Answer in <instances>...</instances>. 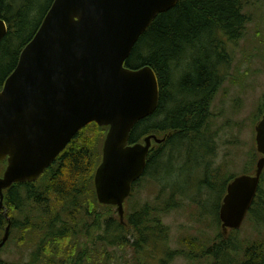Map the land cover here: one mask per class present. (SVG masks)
I'll return each mask as SVG.
<instances>
[{
	"label": "trees",
	"instance_id": "1",
	"mask_svg": "<svg viewBox=\"0 0 264 264\" xmlns=\"http://www.w3.org/2000/svg\"><path fill=\"white\" fill-rule=\"evenodd\" d=\"M53 2L0 1V18L8 26L0 41L1 88L16 69L23 49L34 38ZM255 2L180 0L154 18L133 47L125 66L154 69L160 86L159 104L153 114L136 123L129 143L141 142L148 135L165 140L153 142L145 171L132 184L125 201L124 221L116 206L99 202L95 188V174L102 162L109 127L89 123L37 180L18 182L4 191L0 241L10 223V234L23 232L33 246L29 259L21 264H124L117 260L116 247L131 250L133 264H148L145 254L150 257L153 251L165 252L168 228L163 217L178 207L177 195L182 194L172 180L176 162L178 175L186 176L187 187L193 185L197 192L205 189L208 196H219L214 220L221 225L218 214L221 200L228 183L237 175L219 177L217 182L212 179L218 169H212L217 132L213 129L211 108L227 79L232 61L230 45L246 36L252 20L246 8ZM259 111L257 121L264 115V101ZM260 157L255 146L243 174H254ZM6 167L7 160L0 161V177ZM146 179L158 185L156 202L139 206L132 202L133 195ZM246 220L264 227V171ZM218 238L207 248L206 255L213 257L214 264H235L231 237ZM260 243L249 244L259 245L255 247L257 250L250 249L245 258L253 264H264V248ZM150 248L153 250L149 251ZM166 257L165 252L159 263Z\"/></svg>",
	"mask_w": 264,
	"mask_h": 264
},
{
	"label": "water",
	"instance_id": "2",
	"mask_svg": "<svg viewBox=\"0 0 264 264\" xmlns=\"http://www.w3.org/2000/svg\"><path fill=\"white\" fill-rule=\"evenodd\" d=\"M1 1V0H0ZM180 0H54L18 65L0 87V208L13 184L37 180L89 123L108 126L95 174L100 203L116 206L121 221L132 184L144 173L153 142L130 144L132 129L153 114L160 86L154 69L125 66L154 18ZM8 32L0 18V41ZM261 154L254 174L234 177L221 203L223 234L239 229L264 171V115L255 127ZM5 215L7 211L5 210ZM10 236V223L0 249Z\"/></svg>",
	"mask_w": 264,
	"mask_h": 264
},
{
	"label": "rangeland",
	"instance_id": "3",
	"mask_svg": "<svg viewBox=\"0 0 264 264\" xmlns=\"http://www.w3.org/2000/svg\"><path fill=\"white\" fill-rule=\"evenodd\" d=\"M253 2L246 8L252 17L247 34L239 42L230 45L232 61L227 70V79L212 103L213 129L217 132L212 169H218V173L213 172L212 179L216 182L222 176L243 174L256 146L255 127L259 108L264 101V0ZM175 165L172 180L182 189V194L177 195L178 207L170 209L163 217V224L168 228V238L164 240L168 257L161 264H214L213 257L207 256L205 252L222 230L221 225L218 226L214 220L213 213L219 196H208L205 189L197 192L196 187H191L193 185L187 187L186 176L178 175L179 163ZM192 180L194 183L195 179ZM157 194L158 185L146 179L135 190L132 202H137L139 206L145 202H156ZM164 195L160 197L163 201L167 197V194ZM255 225L246 220L231 235L232 242L238 246L234 253L235 264H243V251L247 245L264 243V227ZM260 246L264 248V244L260 243ZM32 249V243L23 236V232H16L15 235L11 233L6 246L0 251V264H21L29 259ZM114 251L120 258L117 260L124 264L131 260L127 264H133L131 250L124 251L116 247ZM165 252L153 251L150 257L147 254L144 256L148 258V264H160L159 260Z\"/></svg>",
	"mask_w": 264,
	"mask_h": 264
},
{
	"label": "flooded vegetation",
	"instance_id": "4",
	"mask_svg": "<svg viewBox=\"0 0 264 264\" xmlns=\"http://www.w3.org/2000/svg\"><path fill=\"white\" fill-rule=\"evenodd\" d=\"M64 150H65V149H64ZM64 150H63V151H64ZM63 151H62V152H63ZM62 152H61V153H62ZM59 155H60V154H59ZM59 155H58V156H59ZM58 156H57V157H58ZM57 157H56V158H57ZM52 163H53V162H52ZM223 198H224V196H223ZM223 198H222V200H223ZM222 200H221V203H222ZM200 204H201V202H200ZM216 209H217V206L215 205V209H214L213 213L215 212ZM220 209H221V204H220V208H219V210H218L219 218H220ZM221 228H222V226H221ZM233 231H234V230L231 229V230L229 231L228 235H227V237L229 238V240H230V237H231L230 235H232V232H233ZM221 235L225 236V235L223 234V229L221 230V233H220L218 236H221ZM218 236H217V237H218ZM216 239H217V238H216ZM232 247H233L232 251H233V255H234V253L237 252V250H238V249H237L238 246H237V245H233ZM255 247H259V245H258V244H257V245L254 244V246H252V245H247L246 248H245V250L243 251L244 257L246 258V256H247V252H248L250 249H255V250H257ZM260 247H261V246H260ZM259 252H260V248H259ZM249 260H250V259H244V260L242 261V263H243V264H253V262H252V261H249Z\"/></svg>",
	"mask_w": 264,
	"mask_h": 264
}]
</instances>
